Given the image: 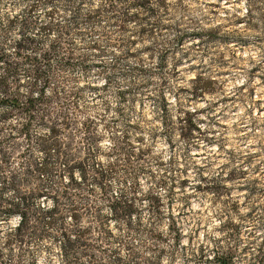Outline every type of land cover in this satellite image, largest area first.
<instances>
[{"label":"rangeland","instance_id":"obj_1","mask_svg":"<svg viewBox=\"0 0 264 264\" xmlns=\"http://www.w3.org/2000/svg\"><path fill=\"white\" fill-rule=\"evenodd\" d=\"M107 2L0 0L3 51L24 36L57 48L47 81L23 67L7 79L20 106L0 105L7 172L47 194L21 230L19 214L0 216V264H220L230 246L235 264H264V0ZM54 138L61 156L42 146ZM94 170L106 193L89 192ZM118 196L135 200L132 216L111 213ZM4 198L20 200L0 179Z\"/></svg>","mask_w":264,"mask_h":264},{"label":"trees","instance_id":"obj_2","mask_svg":"<svg viewBox=\"0 0 264 264\" xmlns=\"http://www.w3.org/2000/svg\"><path fill=\"white\" fill-rule=\"evenodd\" d=\"M28 2H35V0H25ZM44 2H51L53 0H43ZM107 2V7L115 10L119 2L121 0H108ZM77 13V12H76ZM76 17V16H74ZM15 18L11 19L8 21V26L9 23L12 24L15 20ZM29 24L26 23L23 27V29H26ZM57 24L50 22L49 24L43 25V29L49 28V29H54ZM92 47L96 48L97 45L94 43ZM29 50H32V52H28ZM37 51V52H35ZM71 51H73V48H71ZM57 52V48L55 46H50L48 50H44L42 52H39L37 49V45L35 44V38L34 37H26L22 38L21 40H18L15 42V50L14 53L8 54V52L3 51L0 46V62L3 63L5 66V73L0 76V105L3 104H8L9 106H12L13 108L19 107V95L16 93L14 90H11V87L9 83L7 82V79L9 76L16 77L18 73L22 70L23 67L24 69L28 70L29 65L32 68L31 73L35 75L37 79L44 78L45 81H47L48 76H47V68L43 67V65H46V60L48 61L49 57ZM40 53V54H39ZM70 53V52H69ZM13 55V57H12ZM72 54L69 55L71 58ZM48 58V59H47ZM84 61V58H82ZM41 61H44L41 63ZM116 64V63H115ZM18 78V76H17ZM47 84V82H46ZM45 95V90L42 89L40 92V98H43ZM34 98L29 96L27 98L26 104L24 105L28 110H31V108L34 105ZM4 118H8L9 113L5 112ZM32 115L29 117L31 118ZM44 119V118H43ZM29 121L26 123H23L20 128L17 126L13 125L14 130H16V134L18 135H25L28 137V124ZM14 133V132H12ZM13 134V135H16ZM42 146L45 149V151L49 150L50 148H53L54 150L57 151L59 156L62 155L63 151V145L60 140L57 138L52 139L51 141H47L45 139H42ZM100 147V146H99ZM9 159V155L7 152L4 150L0 149V160H1V165H0V179H2V187L3 189L7 186H12L15 188V192L18 194L20 197V200L16 201L13 198H4L0 201V216L3 217V220H7L10 216L19 214L20 216V227L17 230H21V225L25 223V220H27V216H29V211L31 210V197L35 194L38 196H43L47 195L45 194L44 191H41L37 189H24V188H16L17 187V181H16V175L7 172V162ZM80 167V172H81V180H87L90 175L89 172L84 168H82V162L78 163ZM38 171L42 172H49L51 170L50 165L48 162H45L42 164L40 167L36 168ZM69 175L71 176L72 180H74V172L72 169L69 170ZM93 182L96 184V188L93 187L89 192L92 194L94 193L97 188H100L99 191L100 193H106L107 192V185H104L103 183L105 182L106 179V174L103 171H96L94 170V173L91 174ZM47 193V192H46ZM49 195V194H48ZM54 199H56V196H54ZM77 206H73L72 211L73 215L77 216L79 213ZM96 208V207H95ZM94 208V209H95ZM89 209H92L90 206ZM110 209L111 213L114 216H132L136 212V202L133 199H125L123 196H118L115 199L111 200L110 204ZM59 206L57 205V201H55V205L52 207L49 206H41L40 207V215L43 216L42 214L45 215H52L56 212H58ZM87 228H84V231ZM73 234V233H72ZM64 237V251L67 254V251L69 248H71V245L73 244L74 240L69 234L63 233ZM260 253L256 255V260H259L263 255H264V249L263 247H260ZM234 253H235V248L232 246L228 247L225 252H218L215 256L216 260L220 264H235V259H234ZM123 260L122 256H118L114 260L115 263L121 264Z\"/></svg>","mask_w":264,"mask_h":264}]
</instances>
